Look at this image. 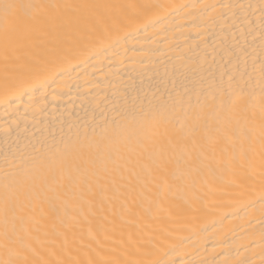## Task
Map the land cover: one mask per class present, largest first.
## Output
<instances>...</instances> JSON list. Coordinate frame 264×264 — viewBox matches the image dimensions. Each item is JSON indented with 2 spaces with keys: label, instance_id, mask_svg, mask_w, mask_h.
<instances>
[{
  "label": "bare ground",
  "instance_id": "1",
  "mask_svg": "<svg viewBox=\"0 0 264 264\" xmlns=\"http://www.w3.org/2000/svg\"><path fill=\"white\" fill-rule=\"evenodd\" d=\"M14 2L0 264H264V0Z\"/></svg>",
  "mask_w": 264,
  "mask_h": 264
},
{
  "label": "snow or ice",
  "instance_id": "2",
  "mask_svg": "<svg viewBox=\"0 0 264 264\" xmlns=\"http://www.w3.org/2000/svg\"><path fill=\"white\" fill-rule=\"evenodd\" d=\"M34 7L33 5H23L14 2V0H0V38L5 41H10L20 31V24L22 17L28 15L26 9ZM222 76L224 73L221 74ZM234 78L229 76V82ZM264 79V74H262ZM223 83V81H221ZM223 92V88L220 89ZM175 105L168 104L167 102L162 103L152 109L153 123L159 125L162 122L165 113L174 112ZM154 135H159V128L157 127Z\"/></svg>",
  "mask_w": 264,
  "mask_h": 264
}]
</instances>
